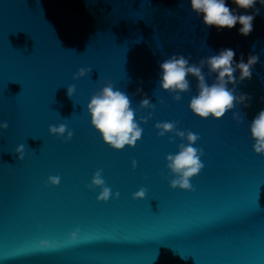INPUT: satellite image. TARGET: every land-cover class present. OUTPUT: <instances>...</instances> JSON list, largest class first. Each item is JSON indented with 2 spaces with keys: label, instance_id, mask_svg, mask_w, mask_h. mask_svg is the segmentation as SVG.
<instances>
[{
  "label": "water",
  "instance_id": "water-1",
  "mask_svg": "<svg viewBox=\"0 0 264 264\" xmlns=\"http://www.w3.org/2000/svg\"><path fill=\"white\" fill-rule=\"evenodd\" d=\"M255 7L245 37L239 25L206 27L188 0H0V123L8 124L0 129V264H264V156L248 127L264 108V5ZM222 48L237 60L260 57L252 79L237 86L251 96L232 110L246 113L240 123L231 111L194 115L193 77L180 101L158 83L172 54L198 63ZM81 67L91 72L74 80ZM107 80L128 94L137 119L152 112L133 147L112 149L90 124L87 103ZM145 93L154 109L139 108ZM161 121L200 137L194 191L169 187L165 157L181 141L159 137ZM61 123L71 139L49 133ZM97 169L118 197L97 200L100 189L88 187ZM56 175L58 185L46 183ZM141 187L145 197L133 199Z\"/></svg>",
  "mask_w": 264,
  "mask_h": 264
},
{
  "label": "clouds",
  "instance_id": "clouds-1",
  "mask_svg": "<svg viewBox=\"0 0 264 264\" xmlns=\"http://www.w3.org/2000/svg\"><path fill=\"white\" fill-rule=\"evenodd\" d=\"M264 5V0H188L192 12L199 17L206 27H215L217 31L225 28L232 29L239 25L238 33L248 36L253 30V21L259 14L256 4ZM251 9L249 12L247 10ZM243 10V11H241ZM236 52L232 48H222L217 53L201 58L198 63H190L191 55L185 56L180 53L172 54L164 59L160 65L159 87L172 95L175 101H180L182 93L190 91V79L196 80V93L188 102L189 110L202 119H220L229 111L232 112V119L237 123L243 121L246 113L232 111L237 105L249 106L251 96L248 93L237 90V86L246 80H251L254 66L259 61V54L249 53L247 58L240 54V58L234 59ZM205 67L207 72L204 71ZM91 72L89 67H81L74 74L73 79L87 76ZM211 83L208 78L213 77ZM76 91L74 84L67 86L66 94L71 98ZM142 92V89H137ZM264 100V97H261ZM151 98L143 94L139 102L140 109H154L155 104ZM163 103V101H160ZM87 112L90 115L91 126L98 131L104 143L112 149L121 150L125 146L133 147L142 136L143 129L140 126L146 123L151 117L140 116L137 119V109L131 106V101L125 91L117 89L114 84L107 80L95 91L87 103ZM178 121H161L155 123L159 137L171 133L169 142H174V137L181 141L177 145L175 153L167 154L165 167L168 170L169 187L181 190L194 191L191 179L195 177L204 167L201 157L203 149L196 147L199 135L190 130H181L177 127ZM7 121L0 123V129H7ZM249 134L253 140L252 149L256 154L264 156V108H261L249 123ZM50 134L58 137L64 136L71 139L73 132L66 124L49 125ZM65 133L66 136H65ZM15 152L18 159H23L24 145L16 147ZM132 167L135 169L136 161L132 160ZM102 169H97L88 185L89 188H99L98 201L107 202L110 197H118L119 193H112L102 176ZM60 177L49 176L46 183L58 185ZM146 195V189L141 187L132 194L133 199H142ZM80 229L68 233L71 241H76ZM54 243V241L52 242ZM39 245L51 247L48 240H41Z\"/></svg>",
  "mask_w": 264,
  "mask_h": 264
}]
</instances>
